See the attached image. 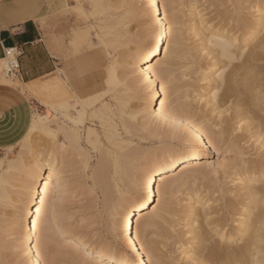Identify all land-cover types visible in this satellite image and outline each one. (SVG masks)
Listing matches in <instances>:
<instances>
[{"label":"bare ground","instance_id":"6f19581e","mask_svg":"<svg viewBox=\"0 0 264 264\" xmlns=\"http://www.w3.org/2000/svg\"><path fill=\"white\" fill-rule=\"evenodd\" d=\"M48 1V7L54 8L53 0ZM186 1L190 3L195 14L189 30L194 34L199 46L196 47L203 52L201 54L204 55L209 50L212 36L216 37L217 42L228 41L233 44L232 51L237 58L231 62L232 71L226 74L219 96L212 97L217 81L211 78V71L223 61H218L209 52L208 56L204 55L210 59L209 62L199 63L196 69V78L203 81V84L200 93L195 96L204 107H193L184 101L189 95V88L193 89L198 84L182 81L177 75L179 66L187 61V51L191 50H187L185 46L182 21L178 15L181 0H143L150 21V27L146 29L148 35H145L148 39L143 38L145 32L140 33L143 36L138 34L129 37L127 31L122 29L125 24L123 17L111 20V27L119 30V33L115 32L116 38L113 36L112 40L115 42L125 37L119 44L126 43V47L133 42L135 45L133 51L129 52L130 61L126 59L129 57H124L132 65L130 72L134 81L127 89H118L117 95L115 93L121 114L127 115L125 120L131 119H128L130 125L128 120L126 122L130 128V121H137L139 128L136 126L135 129L142 131L140 139L152 143L155 138H160L163 146L145 149L133 146L132 141L121 138L115 119L111 115L103 117L107 110H111L109 104L106 110L98 111L95 115L103 117V126L106 125L103 134L110 147L102 145L101 134L97 130H86L87 141L100 151L93 177L103 196L102 207L108 231L111 234L117 233L118 243L114 240L94 244L88 237L71 233L67 225L57 223L51 193L62 194L66 188L63 169L55 152L51 157L37 158L32 167L25 169L24 178L20 181L12 182L8 173L0 174V210L10 205L17 207L16 203L13 204L14 201L21 202V212L14 210L6 223L9 236H13L7 243L13 251L20 248L19 252L24 256L25 264H32L36 259H40L42 264H57L53 260L55 250L67 264H93L97 261L101 264H134L138 260H150L151 264H168L163 252L164 242L168 241L180 244L177 248L181 258L186 261L184 264H264V0H237L239 6L249 2L247 8L252 16L244 12L246 9L242 13L238 12L236 16L227 14L236 24L233 28L228 27L225 22V25L213 26L204 18L201 9L193 7L197 0ZM36 4L41 5L42 1L32 0V8L27 14L29 17H37ZM148 5H152V9ZM164 5H167V21L161 18L165 11ZM153 9L158 11L155 19ZM112 40L113 44L117 42ZM153 43L158 49L163 46L169 52V59L158 69L168 87L153 98L151 105L145 106L142 97L143 102L139 108L126 113L123 107L131 98L126 97L132 93L138 97L143 96L136 91L140 87L137 64L144 48ZM6 58L9 60V57ZM196 59L200 61L199 58ZM60 75L45 81L36 80L31 85V93L44 98L42 104L47 112V105H52L50 131L55 133V138L47 135L50 141L56 143L60 131L69 144L77 149L81 147L82 139L80 123H73L76 117L68 115V112L64 119L59 118L57 108L53 105V99L63 94L58 84ZM11 82L21 85L19 80ZM183 87H188V90L183 91ZM152 88H156V81H153ZM125 92L129 93L126 97ZM165 92L167 99L163 100L161 97ZM62 97L64 98V94ZM157 100L163 103V107H160ZM73 107L75 108L74 105ZM47 112L38 113L37 116H47ZM26 113L30 125L33 114ZM225 113L229 114L223 115ZM4 116L9 118L11 115L9 113ZM125 124L123 125L128 132L133 131ZM235 130L243 133L235 135ZM176 138L179 140V148L173 146ZM244 139L252 142L253 152L247 153L242 149L239 160L217 162L234 184V187L222 191L220 206L213 205L217 198L211 201V198L204 199L194 192L180 209L171 199V195L193 177H200L202 171L209 166L203 164L209 146H202L200 141L211 140L215 149L228 143L239 150L244 148L241 146ZM64 144L65 142L62 143ZM146 179L150 186H155L156 191L144 202L142 190ZM157 182L160 184L157 185ZM157 197L159 204L153 207ZM38 200L44 201L39 218L36 215V209L40 208ZM178 211L182 215L176 214ZM177 215L179 217L176 219ZM177 225L182 226V230H177L175 234ZM2 227L3 220L0 217V229ZM55 233L65 242L55 245ZM38 238L39 257L36 256ZM77 240L82 243L77 244ZM1 262L2 260L0 264Z\"/></svg>","mask_w":264,"mask_h":264},{"label":"rangeland","instance_id":"374dc122","mask_svg":"<svg viewBox=\"0 0 264 264\" xmlns=\"http://www.w3.org/2000/svg\"><path fill=\"white\" fill-rule=\"evenodd\" d=\"M41 1L42 4H39V6L35 8V11L37 12L38 21L41 23L43 29L45 30V38L54 55L57 57L58 68H61V70L57 68L54 74H57L59 70L63 73L65 68H68L69 71H71L74 66L89 58L94 57L97 53V49L93 47V45L96 43V36L99 35L100 39L104 43H106L113 52L114 59H116L117 62L121 65V69L118 74L119 77H121L120 79L123 83L127 84V87L131 86L129 84L134 81V78L132 79L133 74L131 75L130 72L132 65L129 64V54L133 51L135 45L133 42L127 44L126 47V43L119 44V42L121 43L123 42V40H125V37L121 38L122 40H116V43L114 42V40H112L113 36L115 37V32L117 34L119 33V30L117 31V28L113 26L111 27V20L123 17L125 20V24L122 26V29H125V31H127L128 35H130L129 37H134L138 34L141 35L142 32H145L144 36H141H143L144 39H148L145 35H148V31H146V29L150 27V21L147 12L144 9L143 0H79L80 3L95 2L94 4L99 5V7L93 10L92 15L87 21H77L73 18L72 14H65L59 7L60 5L65 4V2L67 4V1L69 5L75 4L77 0H65L64 3V0H55L56 4L53 6L54 8L51 9L45 8L43 0ZM181 2L182 3L179 6L180 12L178 13V15L179 17H181L182 21L184 43L186 42L185 46L187 50H191L187 51V61H183L184 64L182 63L180 65L182 67L179 66L177 75L180 76L182 81L196 82L198 84V86L193 89L189 88L188 90V87H183L182 90L185 91L187 89L189 91V95L184 99L187 104L193 107H201V102L199 103L197 101L198 97H196L195 95L196 93H200L203 81H198V79L196 78V69L199 67V63L202 62V64H205L207 63V61L209 62L210 59L201 54L203 52L199 51L200 49L197 48L199 47L198 42L196 41L194 34H192V32L190 31V24L193 22V15H195L192 11L190 3L186 0H181ZM237 3V0H197L196 6L198 7V10L201 9L202 14L204 15V18L207 20V22H210V24H212L213 26H222V24L225 25L227 23L228 27L232 26L233 28L236 24H234L233 20H231L230 17L228 18L226 16L227 14L228 16H236L238 12L242 13V11L246 9V11L244 12H247V15L252 16V14L249 13V8H247L249 2L240 6ZM245 6L246 8H239ZM111 40L115 44L111 43ZM117 43L119 45L116 46ZM202 55L204 56V58ZM125 56L129 58H126ZM124 57L129 61H125ZM195 57L199 58L200 61L198 62V59H196ZM7 63L8 58L5 57L3 59H0V84L11 85L14 87L20 86V89L23 93H25V91L24 87H21V85L31 90L32 83H21V85H15L13 84V82H11L17 79V77L7 75ZM185 76H187L188 79H185ZM116 91H118V89ZM134 94L132 93V96L125 95V97L127 96L126 98L131 97L130 102H127V104L123 107V111L125 110L126 113L131 112L133 109L139 108L138 106H140L141 102H143V96L138 97ZM62 95L56 97L59 99V102L58 99H53V105L57 109L60 107V110H56V112L59 118L64 119L67 112L68 115L72 116V113L75 112L76 109L73 107L71 98L65 96L63 98ZM25 97L27 98L26 103L20 105L16 110L11 112V116L9 118H6L4 115H0V174L8 173L9 176H11L10 179L12 182L20 181L24 178L26 170L29 167H32L37 158L45 159L51 157V155H53L55 152V155H58L57 161H59L60 167H62L63 169V180L65 182L66 188V190L62 194H57L55 192L51 193L50 198L51 201H53L55 204L56 210L54 212V217L57 218V223L59 222L67 225L71 233L76 236L88 237L90 242L94 244H103L104 241L109 242L114 240L118 243L119 237L117 233L115 232L111 234L108 231L107 219L102 207L103 196L101 193V189L95 183L93 177V171L96 168L97 162L99 160L100 151L99 149L95 148L92 143L87 141L86 130L88 128H94L95 130H97L101 134L102 145L104 147H110V143L103 134L106 125L103 126L105 123L102 118L111 115L117 122L121 138H124V140L126 141H132L131 145L133 146H138L145 149H152L155 147L162 148V140L160 138H155L154 141L150 143L140 139L142 131H138L135 129L136 126L137 129L139 128L136 123L137 121H130L132 126V128H130L129 120L131 119L126 118L125 120V117H127V115L121 114V108L120 106H118L119 104L116 100L117 98H114L108 101V104L111 106V110H107L103 117L95 115L96 118H93V114L90 113L88 118L84 120V122L80 123V131L82 132L80 148L76 149V146L69 144L67 139L64 138L62 132L59 131L58 141L56 143L50 141L47 135L35 134L36 142L34 143L31 150H27L24 149V147L20 143L25 135L27 127L29 126L28 119L25 116L27 114L26 112H30L32 114H34L35 112V114L37 115L38 113H46L47 111L41 103V100H44L42 96L31 95L30 97L25 93ZM203 107L204 106H202V108ZM62 114L64 115V117H62ZM228 114L229 113H225L223 115ZM124 120L125 123L128 120L129 125L128 123L125 124ZM212 121L213 120H211V122ZM123 124L128 126L130 130L132 129L134 132H128ZM233 133L235 135H239L243 132L240 130H235ZM63 142H65L64 145H62ZM173 146L177 148L180 147L178 138L173 140ZM241 146H243L244 148H241L239 150L235 147L229 146L228 143L218 149L209 147L208 151L206 152L205 158L203 159V164L205 166L206 164L209 166L204 171H202L203 173L202 175H200V177H193L188 181L187 184L180 186V188L176 190L173 195H171V199L175 201L178 207L180 206V209H182L181 207H183L187 202L186 199L192 196L194 192H197L201 195L200 197H204V199L211 198V201H214V199L217 198L218 200L215 201L213 205L218 206L221 203V200L219 198H221L222 191H227L228 188L234 187V184L231 182V178L227 177L226 173L223 170V167L219 166L217 162L218 160L220 161V163L236 161L240 159V151H242V149H244L243 151L246 150L247 153L253 152L254 150L252 142L248 141V139L242 140ZM9 148L11 149V151L6 150ZM62 151L63 153H61ZM144 163L146 162L144 161ZM7 169H9L8 172H6ZM158 184L160 183L157 182V185ZM14 198L16 199L15 193ZM15 203L17 204V207L15 205V207L10 205L9 207L7 206L5 208H1L0 210V217L3 220V227L0 229V260H2L1 264H25V258L19 252L20 248L13 251L9 248V245L7 243V240H10L13 236H9V231L7 230L6 223L8 222L9 217L14 210L17 209L16 211L21 212V210H19L21 208V202L14 201L13 204ZM158 204L159 198L157 197L155 202L153 203V207L158 206ZM176 214H178L179 216L182 215V213L180 214L179 211ZM178 215L175 217L176 219L179 217ZM177 226L178 227H176V232H174L175 234H177V230H182V226ZM154 238H156V236H154ZM64 242L65 240H63V238H61L60 236H57V234L53 238V243H55V245ZM172 242H164L165 246L163 249L167 252H163L166 254V259H168L169 262L167 260L166 261L168 262V264H171V262H174L175 264L186 263V261L181 258L182 256L180 255V250H178L180 244H175V242ZM53 253V260L57 264H67L56 250L53 251Z\"/></svg>","mask_w":264,"mask_h":264},{"label":"snow or ice","instance_id":"6c2138e0","mask_svg":"<svg viewBox=\"0 0 264 264\" xmlns=\"http://www.w3.org/2000/svg\"><path fill=\"white\" fill-rule=\"evenodd\" d=\"M61 11L65 14H72L73 18L77 21H87L94 9L99 5L94 3H80L79 0L75 4L68 5L63 4L59 6ZM152 9V5H148ZM193 7H197L193 5ZM159 5H157V9ZM164 14L161 17L162 20L167 21V5H164ZM255 10V9H254ZM158 15V11L153 9V19ZM211 35V34H210ZM171 41L169 40V44ZM97 49V53L94 57L89 58L80 64L74 66L71 71L68 68L64 69V72L60 75L58 84L65 97H70L72 104L75 106L76 111L72 114L76 117L73 121L75 124L82 123L86 120L89 114H93V118L98 111L106 110L108 108V101L115 98L117 89H127V84L122 83L119 78V72L121 65L114 59V54L109 46L104 43L99 35L96 36V43L93 45ZM215 50V51H213ZM233 44L228 41L217 42L215 36L211 37L210 48L204 53L205 56L212 52L217 57L218 63L214 70L211 71V78L217 81L215 87L216 91L212 93V97L216 98L222 91L221 85L224 83L226 74L232 71V61L236 60V56L233 54ZM11 53H9L10 55ZM169 59V52L161 46L159 49L153 43L150 46L144 48L141 53L137 64V75L140 83V87L136 91L143 95L145 106L153 103V98L161 94L162 89H166L168 85L165 83V79L161 77L158 69L162 64ZM65 75L67 78H65ZM185 79H188L185 76ZM153 81H156V88L153 90ZM24 91L30 97L32 95L31 90L23 85ZM125 92V95H128ZM163 100L167 99L166 92L161 97ZM163 107V103L159 100L156 101ZM41 103L43 101L41 100ZM230 106V105H229ZM47 116H37L34 112L31 123L27 127L25 135L21 140V145L24 149L31 150L36 142L35 134H43L52 136L55 138V133L50 131V121L52 118V105H47ZM60 110L59 108L57 109ZM200 144L214 147L211 140H201ZM11 151V149H6ZM39 175V172H37ZM51 179V177H49ZM162 180V177H161ZM47 190L45 189V192ZM155 186H150L147 179L143 185L142 197L143 201L147 202L150 195L155 193ZM40 208L36 209L37 218H39L40 212L43 210L44 201H37ZM154 202V201H153ZM135 211V208L132 209ZM37 251L36 256H40V240L37 239ZM77 244L82 243L77 240ZM86 251V246H85ZM32 264H42L40 259H36ZM93 264H101V262H93ZM134 264H151V261L138 260Z\"/></svg>","mask_w":264,"mask_h":264},{"label":"crops","instance_id":"0c3cea01","mask_svg":"<svg viewBox=\"0 0 264 264\" xmlns=\"http://www.w3.org/2000/svg\"><path fill=\"white\" fill-rule=\"evenodd\" d=\"M43 3L48 9L49 1L43 0ZM55 4L53 0L52 5ZM31 5L32 0H0V59L5 58L7 48L21 49L19 74L14 81L19 80L22 84L45 81L62 74L38 17L27 15ZM57 68L60 70L54 74ZM26 101L20 86L0 84V115L13 112Z\"/></svg>","mask_w":264,"mask_h":264},{"label":"built area","instance_id":"2783aa9c","mask_svg":"<svg viewBox=\"0 0 264 264\" xmlns=\"http://www.w3.org/2000/svg\"><path fill=\"white\" fill-rule=\"evenodd\" d=\"M9 53H11L9 55ZM22 51L18 47L7 48L5 51V57H9L7 63V73L10 76L17 77L19 74L20 64H19V57L21 56Z\"/></svg>","mask_w":264,"mask_h":264}]
</instances>
